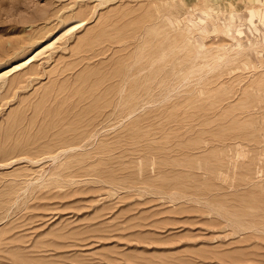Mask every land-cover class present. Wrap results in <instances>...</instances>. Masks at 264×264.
<instances>
[{
  "label": "rangeland",
  "instance_id": "374dc122",
  "mask_svg": "<svg viewBox=\"0 0 264 264\" xmlns=\"http://www.w3.org/2000/svg\"><path fill=\"white\" fill-rule=\"evenodd\" d=\"M251 1L0 0V264H264Z\"/></svg>",
  "mask_w": 264,
  "mask_h": 264
},
{
  "label": "bare ground",
  "instance_id": "6f19581e",
  "mask_svg": "<svg viewBox=\"0 0 264 264\" xmlns=\"http://www.w3.org/2000/svg\"><path fill=\"white\" fill-rule=\"evenodd\" d=\"M260 1V4H264V0H252L251 2H253V3H257V2H259ZM247 13H248V15H249V21H250V24H251V27L250 28H255L256 30H258L259 29V24L258 23H260V22H256V20H255V18H256V16H261V17H263L264 18V12H262L261 11V9H259L256 5H249V6H247V11H246ZM205 13V12H204ZM85 21V19H81L80 21H78V22H76L75 24H73L72 26H71V28H78V27H80L81 26V24H82V22H84ZM84 24V23H83ZM242 30H244L243 29V27H241L240 29H239V31H242ZM29 46V45H28ZM23 49V48H22ZM21 49V50H22ZM20 50V51H21ZM19 51V52H20ZM161 52H162V50H161ZM18 54V53H17ZM163 55V54H162ZM29 58V57H28ZM9 59V58H8ZM29 60H26V62H28ZM5 64V63H4ZM23 64H25V63H18V64H16L13 68H11V69H8V71H6V72H4L2 75H0V79H1V77H3V76H6V75H9L10 73V71L11 70H13V69H18V68H20L19 66L20 65H23ZM160 70V69H159ZM9 73V74H8ZM14 73V72H13ZM14 78V77H13ZM161 81V80H160ZM131 90V89H130ZM132 91V90H131Z\"/></svg>",
  "mask_w": 264,
  "mask_h": 264
}]
</instances>
